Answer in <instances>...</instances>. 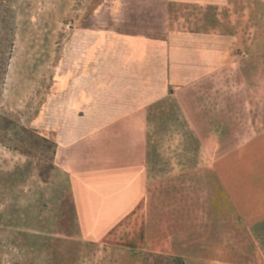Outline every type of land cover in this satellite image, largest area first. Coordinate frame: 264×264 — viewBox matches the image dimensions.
Wrapping results in <instances>:
<instances>
[{
	"label": "rangeland",
	"instance_id": "obj_1",
	"mask_svg": "<svg viewBox=\"0 0 264 264\" xmlns=\"http://www.w3.org/2000/svg\"><path fill=\"white\" fill-rule=\"evenodd\" d=\"M244 6V0L0 2V112L55 145L51 153L34 139L37 146L23 154L0 144V264H144L155 249L178 250L179 233L194 227L196 201L200 211L199 199L210 194V177L202 185L190 173L156 178L145 208L146 239L133 247L120 246L117 234L100 240L83 234L90 222L79 219L73 185L85 198L94 178L83 173L98 161L137 158L126 151L110 156L105 148L137 151L141 160L155 146L149 159L162 164L165 147L173 152L165 162L179 164L175 138L146 139L162 133V108H139L129 118L137 105L164 101L169 82L177 96L185 87L174 83L177 69L202 64L210 71L186 87L192 101L202 100L204 117L228 122L233 135L264 128V0ZM206 142L197 156L203 162L214 156L216 141ZM49 162L51 171L43 167Z\"/></svg>",
	"mask_w": 264,
	"mask_h": 264
},
{
	"label": "crops",
	"instance_id": "obj_2",
	"mask_svg": "<svg viewBox=\"0 0 264 264\" xmlns=\"http://www.w3.org/2000/svg\"><path fill=\"white\" fill-rule=\"evenodd\" d=\"M244 4V10L247 7L250 10L251 0H244ZM201 65L181 72L177 69L174 83L185 85L178 88L177 96L169 82L165 86L164 101L137 105L129 116L132 119L143 107L162 108L163 113L158 116L163 125L162 133L147 134L146 139L175 138L180 149L179 164L165 162L173 153L165 147L160 154L162 164L149 159L156 154L155 146L152 149L147 146L143 150L147 158L141 160L137 151L105 148L103 152L110 156L126 151L137 158L98 161L94 171L83 173L94 178L89 190L83 191L85 198L79 197L76 183L73 185L79 219L90 222V231L88 225H84L83 234L94 240L102 239L104 234H117L120 246L142 245L146 239L145 208L154 180L175 173H190L194 174L196 185L204 184L205 177H210L206 185L210 194L198 198L202 205L200 211L196 201L194 227L179 233V248L172 255L182 257L185 264H264V128L252 136L233 135L234 132L224 126L228 122H221L218 116L204 117L202 100L192 101L186 94L188 84H196L210 72H204ZM207 108L213 112L214 106L211 103ZM144 118L148 124L150 119ZM248 123L251 124L250 119ZM234 139L242 142L236 145L224 142ZM209 140L216 141L212 147L214 156L203 162L197 156L203 155V146ZM160 250L152 252L163 253Z\"/></svg>",
	"mask_w": 264,
	"mask_h": 264
},
{
	"label": "trees",
	"instance_id": "obj_3",
	"mask_svg": "<svg viewBox=\"0 0 264 264\" xmlns=\"http://www.w3.org/2000/svg\"><path fill=\"white\" fill-rule=\"evenodd\" d=\"M5 0H0L2 3ZM41 140L49 144V148L54 152L55 145L49 139L40 135H34L31 131H28L22 125L16 124V122L9 119L4 112H0V144L15 149L23 154H30L28 150L32 147H36V140ZM41 167V166H40ZM44 168H48L49 171L53 169L52 163H48V167L43 165ZM39 176L44 177L42 168L38 169ZM48 174V172H47ZM144 264H185L182 257L178 255L165 254V253H151L144 261Z\"/></svg>",
	"mask_w": 264,
	"mask_h": 264
}]
</instances>
